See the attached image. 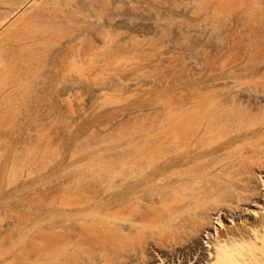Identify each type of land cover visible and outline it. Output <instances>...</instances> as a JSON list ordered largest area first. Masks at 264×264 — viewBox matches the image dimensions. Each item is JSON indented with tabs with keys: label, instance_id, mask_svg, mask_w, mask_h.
<instances>
[{
	"label": "rangeland",
	"instance_id": "1",
	"mask_svg": "<svg viewBox=\"0 0 264 264\" xmlns=\"http://www.w3.org/2000/svg\"><path fill=\"white\" fill-rule=\"evenodd\" d=\"M77 1L82 7H86V10L81 11L83 14L76 13L77 11L70 13L69 10L74 8L75 0H71V6L70 3L65 5L64 0L63 3L60 0L61 6L60 4L55 6L59 13L55 7L52 8V14L51 8L40 9L39 5L36 7L32 5L38 9L23 5L19 8L21 11L18 10L16 11L18 14L15 13L17 17L23 9H30L28 15L34 10L37 13L41 10L37 17L40 22L35 19L36 26L35 22L31 23L35 28L30 24L32 29L28 26L29 30L26 29L25 33L27 35L28 31H31L32 36L29 33L28 36L33 37L32 40L34 37L39 39V35L42 34L41 37L45 38L43 41L47 39L46 42H48L40 43L42 48H45L43 50L39 49L41 46L35 44L39 48L35 45L31 46L30 49H34L28 48L31 52L28 49H25L24 53L19 51L23 54L19 53L20 56L16 52L17 60L19 57L21 59L17 62L27 63L30 61L28 63L30 67L27 65V69L25 66L21 67V63L20 65L16 63L15 69L20 71L21 67L30 71L28 74L25 70L22 72L24 78L21 82L23 83L17 85L18 88L15 87L13 90L11 97L14 99L10 98L12 100L0 105L4 110L2 111L0 108V114H3L0 115V264H46L45 236L48 228L57 226L60 217H95L96 219L111 217V200L118 193L117 196L124 193L125 186L118 185L117 189L110 187L107 174L113 167L116 169L120 165L121 168L122 151L128 138L135 139L145 135L157 137L160 133L162 135L165 133L169 137L172 132L168 128L176 118V113L179 111L184 115V112L193 103L201 104V106H196L198 113L194 110L193 113L196 114L191 112L192 120L189 118V122H192L191 129L196 130L207 117V115L202 116L201 113L208 114V109L203 104L207 91L217 92L224 88L225 83L231 86L236 74L237 76L246 74L249 78L250 74L256 73L259 76L261 71L264 72V0H126V2L125 0H113L114 3L112 0H91V2L83 0L87 6L82 5L84 3L82 0ZM26 2L27 0H25ZM98 2L101 5H98ZM105 4L108 5L105 6ZM58 5L62 8L60 9ZM68 5L69 8H66ZM135 6L138 7L137 10ZM99 8H103V11ZM117 10H121L120 15ZM43 11H48L46 13L50 12V14L43 15ZM56 12L57 14H55ZM63 12H66V15L61 14ZM37 13L33 12L32 14ZM109 14L112 18H107ZM15 16L12 19L16 18ZM82 16L87 17L85 22ZM42 18H45L43 21L46 23L42 22ZM55 20L56 23L53 22ZM49 21L50 24H48ZM52 22L54 26L49 28V25H53ZM57 24H59V28H57ZM61 26L63 27L60 28ZM47 27L50 31L47 30L46 34L45 28ZM36 30L38 31L36 32ZM102 30H104L103 35L101 34ZM9 32L7 33L11 34ZM107 32L110 34H106ZM36 33L39 35L36 36ZM99 35L101 36L99 37ZM102 37L106 38L105 40L108 42L106 45L113 42L112 45L110 44L112 47H106V41ZM40 39L42 40V38ZM92 47L93 53L88 52L92 50ZM251 48L255 49V53L252 55H250ZM35 49H37L36 53ZM111 50L114 54H111ZM125 50H127L126 54ZM13 51L15 52V50ZM96 53L99 57L95 56ZM240 53L243 57L240 56ZM24 54H27V57ZM77 54H81L82 57ZM86 54L91 56L94 54L95 59L96 57L100 58H97L96 61L94 59L93 63L98 66L104 58L108 61L106 64L109 69L106 72H101L100 68L96 67V73L94 74V71L91 70L92 72H87L88 75L85 72L86 69H89ZM73 57L80 59H76L73 63L70 61ZM243 61L244 64H242ZM249 61L251 62L249 63ZM248 63L253 67H249ZM241 64L243 69H241ZM72 66L73 68H71ZM14 67L12 68L14 69ZM80 67L85 70H81ZM258 67L260 68L258 69ZM249 68L251 71L253 68L255 69L253 72H248ZM14 70L7 71L9 78L4 74L6 76L3 75L4 78L2 77L1 82L10 81L8 79L15 75L16 78H12L14 82L10 84L16 83L18 77ZM10 72L13 75L10 76ZM262 77H264L263 73ZM27 79L29 80L27 81ZM7 84L6 86H3V83L0 84V89L4 90L10 85L9 82ZM19 86H21L20 89ZM258 87L260 90H258L259 88L257 90L261 92L262 87L260 85ZM237 89L235 88V91ZM262 89L264 90V87ZM251 92L261 94L260 96L264 95V92L258 93L254 89ZM233 103L232 99H227L226 105L232 107L231 109L234 111L235 104ZM262 103L264 105V101ZM262 103L257 102L255 106H261ZM257 124L255 127L258 126ZM231 130V128L226 130L227 134H225V130H222L221 134L225 135L214 134L212 139L215 144L212 142L213 146H217L219 142H226L232 136L233 131ZM202 143L203 141L198 142V148L196 147L195 151L206 149L205 143ZM8 144L12 146L11 153L6 150ZM171 153L173 152H168L169 156ZM155 157L151 162V168L155 163L156 165L159 163L158 158ZM202 161L204 159L195 164L202 163ZM117 163L119 164L117 165ZM203 164L199 165L200 167L194 165V170H197V166L198 170L201 169L204 167ZM257 177L260 183L255 182V185H258L264 192V173H258ZM203 184L202 189H205L207 185ZM112 189L115 191L114 194L117 191L116 195L113 194ZM228 193L229 196H227ZM225 195L227 197L225 196L224 200L221 199L222 201L211 199L201 201L204 199L202 196L200 201L192 204L190 208L180 209L181 211L178 210V204L172 202L168 197L165 201L166 207H164V203L158 205L162 206L161 209L159 208L162 211L160 212L162 216H182L181 219L187 218L186 220H188L193 216V212L203 208L206 213L204 215L208 217V220L211 219L209 222H212L202 232H197L191 226H187L188 230L186 227L181 228L186 234H183V230L180 228V230L172 229L175 222H171L172 226L170 227V222L167 223L168 225L165 226L169 227L167 229L155 226V224L150 227L152 222H148L150 225L144 223L145 227L140 228L139 232L134 230L136 239L133 238V235L130 236L132 239L129 238L127 239L129 241H125L126 245L132 242L129 247L127 245V248L131 249L135 244L136 246L140 244L138 249L141 250L149 247L147 250L149 255L151 254L150 257L153 258V260L151 258L150 264H160L158 254L162 255V258L165 257L166 264H182L186 262L185 259L189 260V264H204L206 259L200 258V255L208 252L213 241L211 232L215 226H218V221L222 219L228 225L229 220L233 217L234 222L237 223L236 226L239 225L238 218L241 214H230L229 212V206H233L232 203L236 199L234 192L230 193L229 191ZM187 201L185 202L187 203ZM167 202L170 204H166ZM198 203L203 205H198ZM218 203L223 204V207ZM259 203L261 202H252L249 207L242 206V210L244 209L246 215L251 217L254 211L261 212ZM169 205H172L173 209ZM219 207L222 208L216 212V208ZM165 209L169 213L165 212ZM175 209L177 212H181L177 213L179 216L176 215ZM118 211L116 217H121L123 212L120 209ZM203 211L201 209L199 212L204 213ZM112 217L115 216L112 215ZM145 230H149V232L145 233ZM174 230L177 231L174 232ZM140 231L144 232L141 234ZM178 231L180 234L177 233ZM135 232L139 233L138 236ZM170 232L178 236L176 237ZM153 235L155 237H152ZM115 236H113L114 239L109 238L112 242L109 240L105 242V244H110L109 246L103 244L99 246V249L97 247L80 252L81 254L85 252L84 255L79 253L81 256L79 254L70 256L69 264L81 261L82 256H84L82 260L85 257L87 259L91 252L92 258L96 257L94 255L99 257L103 247L108 249L115 243V239L117 240ZM160 237L165 243L164 246ZM194 238L196 243H192ZM155 240L160 242L158 243L159 247L156 246ZM146 241L147 244H145ZM187 245L193 248L191 254L190 251L188 252ZM184 248L187 249V252ZM94 249L98 252H95ZM132 250L137 249L132 248ZM172 250L177 253L172 255ZM78 257H81L80 260ZM72 258L78 260L72 263Z\"/></svg>",
	"mask_w": 264,
	"mask_h": 264
},
{
	"label": "bare ground",
	"instance_id": "2",
	"mask_svg": "<svg viewBox=\"0 0 264 264\" xmlns=\"http://www.w3.org/2000/svg\"><path fill=\"white\" fill-rule=\"evenodd\" d=\"M96 1H98V0H96ZM103 1L101 2L102 4H103ZM106 1H108V0H106ZM61 2L63 3V0H61ZM61 2H60V0H27V2L25 3V0H0V82L2 81L1 79H2L3 75L4 74L7 75V73H6L7 71L14 70L15 67H17L16 63H18L17 62L18 60H21L19 56L22 54V52H19V51H23V53H24L25 49H28V48L30 49V47L31 46L34 47L35 44H37L40 47L41 46L40 43L43 41V38H44L43 36L41 37L42 34L39 35L36 33V36L39 35V39H38V37L37 38L34 37V40H32L33 37L31 38V36H32L31 31L30 32L28 31V33L31 36L30 35L28 36V33H27V35L25 33V30L28 29V26L31 23H34L36 21L35 19H37V21L40 20V19L38 20L37 17L40 15L39 13L41 10L40 11L37 10V11H39V13H37L36 10L33 11V12L37 13L38 15L32 14L33 12L29 13V15H28L27 13L30 12V9L29 10L23 9V11L17 17L15 16L16 14H18V13H16V11H18L19 8H21V6H23V5H24V7L27 5L28 8H29V6L32 7V5L35 7L39 5L40 9L51 8V11H52L51 13L53 14L52 8H54L57 4H60ZM70 2H71V0H64V3H66L65 5H67ZM75 2L77 3L76 5H75ZM75 2H73L74 8H71L69 10L70 13H71V11H73V12L77 11L76 13H78L84 9L86 10V7L85 8L82 7L80 5V2L78 3L77 0H75ZM83 2L84 1L82 0V3ZM85 2H91V0H85ZM112 2L114 3L113 0H112ZM112 2H110V3H112ZM117 2H119V1H117ZM125 2H126V0H125ZM84 3L82 5L87 6V4L85 3L86 4L85 5ZM101 3L99 4V2H98L97 4L101 5ZM61 4H60V6H61ZM97 4H96V6H97ZM108 4H105V6H107ZM120 4H122V3H120ZM134 4H135V2H134ZM71 5H72V3H70V6ZM93 6H94V4H93ZM129 6H131V5H129ZM35 7H32V8L34 9ZM64 7H66V6H64ZM90 7H91V5H90ZM61 8L62 7H60V9ZM66 8H69V5ZM66 8H64V9H66ZM88 8H89V6L87 7V9ZM135 8H136V6H135ZM137 8H136V10H137ZM35 9H38V8H35ZM55 9H56V7H55ZM72 9H74V10H72ZM99 9H101V8H99ZM116 9H118V8L116 7ZM56 10L58 11V9H56ZM19 11H21V9ZM44 11H43V13H44L43 15H45V13L50 11V10H48L46 12H44ZM120 11L117 10L118 14ZM73 12H72V14L75 15ZM87 12H88V10H87ZM117 12H113V13H117ZM58 13H59V11H58ZM67 13H68V11H67ZM41 14H42V12H41ZM46 14H50V12L46 13ZM55 14H57V12ZM61 14L66 15V12L65 13L63 12ZM80 14H83V13L81 12ZM80 14H77V15L81 16ZM151 15H153V14H151ZM14 16L16 18L12 19ZM109 16H110V14H109ZM109 16H107V18H112L111 16L110 17ZM42 17H45V16H42ZM51 17H53V16H51ZM55 17H56V15H55ZM71 17H73V16L71 15ZM158 17H160V16H158ZM75 18H76V15H75ZM115 18H116V16H115ZM62 19H64V18L62 17ZM82 19H84V22H85L87 17L86 18L83 17ZM82 19H80V20H82ZM43 20H45V18L44 19L42 18V22L46 23V21H43ZM58 20H59V18H58ZM88 20H89V17H88ZM113 20H115V19H113ZM53 22L56 23V20ZM58 22L60 23V21H58ZM50 23L51 22L49 21L48 24H50ZM112 23H113V21H112ZM34 24L36 26V22ZM61 24H62V22H61ZM31 26H33V24H31ZM35 26H33V27L35 28ZM50 26H52V28H53L54 23H53V25H49V28H50ZM55 26H56V24H55ZM58 26H59V24H57V28H59ZM62 27L63 26H61L60 28H62ZM103 27H104V25H103ZM29 28H30V26H29ZM40 28L42 29V27H39V29ZM30 29H32V28H30ZM45 29H46V34H47L48 33L47 30H49V29H48V27ZM38 30H36V32ZM53 30H55V29H53ZM51 31H52V29H51ZM103 31L104 30L101 31V34L103 33ZM7 32H9L11 34H8ZM55 32H56V30H55ZM43 33H44V31H43ZM49 34H50V32H49ZM106 34H110V33L107 32ZM33 35H34V33H33ZM45 36H47V35H45ZM100 36L101 35H99V37ZM40 38H42V40ZM102 38H104V37H102ZM105 39L106 38H104V40ZM111 39H113V38H111ZM46 40H44V41L46 42ZM107 43L108 42L106 41L105 45ZM109 43L111 45L113 44V42L112 43L109 42ZM110 44L106 45V47L111 46ZM45 45L47 46V44H45ZM38 46L35 45V47L39 48ZM115 46L119 47V45L117 46V44ZM93 47H92V50L87 49V50H89L88 52H90V51L92 52L94 50ZM41 48H42V46L39 49H41ZM29 49H28V51H29ZM43 49H45V48H42V50ZM117 49L119 50V48H117ZM13 50H15V52ZM30 50H34V49H30ZM36 50L37 49H35V51H34L35 53H36ZM107 50H108V48H107ZM113 51H115V49ZM125 51H126L125 52V54H126L127 50H125ZM16 52H18V54ZM29 52H31V51H29ZM38 52H40V51H38ZM78 52H80V51H78ZM83 52H85V51H83ZM112 52H111V54H114V52L113 53ZM19 53H20V55H19ZM92 53H90V54H92ZM116 53H118L117 50H116ZM253 53H255V49L251 48L250 49V55H252ZM15 54L19 55V56H17V57H19L18 60H17ZM26 55H25V57H27ZM73 55L75 56V54H73ZM80 55H78V56L80 57ZM93 55L92 56L89 54L87 55L88 56V66L87 67H89V69H86L87 71L84 69L85 72L90 73V72L94 71V74H95L96 73L95 72L96 67H98L97 69L100 68L99 70H101V72H106L109 69L108 68L109 66H107V64H106L108 61H106V60H104V58H102L103 60H101V64H99V66L97 64H95L96 65L95 66L93 64L94 59H95V56H98V55H97V53L95 56H93ZM84 56H85V54H84ZM102 56L104 57L103 54H102ZM240 56H241V53H240ZM253 56H255V55H253ZM81 57H82V55H81ZM98 57H96L95 61L97 60ZM105 57H106V54H105ZM114 57H116V56H114ZM123 57H125V56H123ZM241 57H243V55ZM78 58H76V59L78 60ZM76 59H74V57H73V59L70 60V58H69V60L73 61V63L75 62ZM98 59H100V58H98ZM240 59L242 60V58H240ZM25 60H27V59H25ZM25 62H27V61H25ZM250 62L251 61H249V63ZM20 63H21V67L25 66V68H26L28 63H30V61H28L27 63L19 61L18 65H20ZM249 63H248V65L250 67L251 65ZM242 64H244V61L242 62ZM242 64H241V69H243ZM78 65H80V64H78ZM28 66L30 67V65H28ZM12 67H14V69ZM21 67H20L21 72L18 69L14 70L17 74V77H18L17 82L15 81L16 83L10 84V83L14 82V81H12V78L13 77L16 78L15 75L11 76V75H13V73L10 72L11 73L10 76L12 77L10 79H8L9 74L7 75V77H8L7 79L10 80L7 82H9L10 85L7 86L6 88L4 87L5 89L4 90L2 89L3 92H1L2 90L0 89L1 90L0 91V105L2 103H7V102H9V100L14 99L11 97L13 90L15 89V87L18 88L17 85H20V84L22 85L23 82H21V81L24 78V75L22 72H24V70L26 72L27 70L25 68L22 69ZM251 67H253V66H251ZM71 68H73V66ZM82 68H81V70H83ZM255 68H257V67L255 66ZM255 68H253V69H255ZM259 68L260 67H258V69ZM27 69H28V67H27ZM29 69H31V68H29ZM249 69H248V72L251 71V69L250 70ZM253 69L251 72H253ZM17 71H18V73H17ZM29 71H27L26 74H28ZM89 73H87V74L89 75ZM262 73L264 74V72L261 71V73H260L261 76H260V74H259V76L256 75V73H254L252 75L250 74L249 76H251V77H249V78H247L248 75H246V74H245L246 76L243 75L245 77H243L242 75L237 76V74H236L238 79L235 76V79L233 80V83L231 86H229L227 83H225L224 88L220 89L217 92L207 91L205 94V101L203 104H205V107L208 109V114L201 113L202 116L207 115V117H205L206 120H204L203 123L201 124V126L198 127L196 130L191 129L192 127L190 125L192 122L191 123L189 122V118H191V116H192L190 113L191 112L193 113V111L194 110L196 111V109L198 110V108L196 106H201V104L197 105V104L193 103V105L191 104L192 106H189L188 110L185 109L186 111L184 112V115H182V112L179 113V111H178V113H176V118L173 120L172 123H170L171 124V125H169L170 127L168 126L169 127L168 129H171V132H172V134L170 136L168 135L169 137H167L165 135V133H164L165 136L160 133L162 136L159 134L157 137L156 136L153 137L151 135H145V136H140V137L135 138V139H133V138L129 139L128 138V140H126L127 142L125 144V148L122 151L123 153H122L121 162H120L121 168H120V165L117 166V168L118 167L120 168L119 170L117 168H116L117 170L114 169V167L111 169L109 168L110 171L108 170L109 172L107 174V178L110 181V187L117 189L116 187L118 185L125 186V189L123 188L124 193L122 192L123 195H121L122 193H120V196H117V195H119V193L117 194V191H116L117 195L114 194L115 191H113L114 189H112L113 194L116 196L115 197L113 196L114 198L111 196L113 198V200H111L112 202L110 204V207H111V213L115 217H112V215H111V217H99L98 219H96L95 217H74V216L73 217H60L58 219L57 226L56 225H55L56 227L54 226L56 228V230L54 229V227L48 228L46 236H45V244L44 245H45V249H46V251H45V253H46V264H69L68 258H70V256H72V255L77 256V254H79L80 252H83L85 250L89 251L88 249L91 250V249L97 248V247H98L97 249H99V246L105 244V242H107L109 240V238L114 239L113 236H115V234H116L115 238H117V240L115 239V243H113L111 245V247H109L108 249H107V247H105L106 249H104V247L102 246L103 250H102V252H100L101 254L99 257H97L98 255H94L96 257L92 258L93 256L92 257L90 256L92 252L91 253L88 252L89 255L87 256V259H85L86 258L85 257L84 260H82L84 257V256H82L81 261L75 263L74 261H77L78 259L76 258L74 260L72 258L73 259L72 263H75V264H150V262L153 260V258H152V256L150 257L151 254L149 255V251L147 250L149 247L147 249L142 248V250H141V249H138V246L140 244L138 246H136V244H135V245H132L133 246L132 248L133 249L136 248L137 250L133 251L132 248L131 249L127 248V245L129 247V244H132V242H130L127 245L125 244V241L127 239H129V238L132 239V237H130V236L134 235V233H133L134 230L136 232H139L140 228L145 227V226H143L144 223L152 222L153 223L152 225H150V223H148L150 225V227L155 224V226L157 225L158 227L164 228L167 223L170 222V224H171V222H175V225L172 226V224H171V225H169V227L172 226L173 227L172 229L176 228V229L180 230L181 228L186 227V229H187V228H189L187 226H191V227L195 228V230L197 232H202L205 229H207V227L209 226V223L212 222V221L209 222V220H211V219L208 220V217L206 215H204L206 213L203 211V208H199V211L202 209V211L204 213H200L198 210H196L195 212H193V216L189 217L188 220H186L187 218L181 219L182 216L181 217H175L174 215H170L173 217H168L169 216L168 215V216H166L167 217L166 218L160 214V212H162L160 210L162 206L161 207L158 206L159 204L164 203L163 205H164V207H166L165 201L169 197V198H171L172 202H175L178 204V206H179L178 210H180V209L184 210V208L185 209L190 208V206L192 204H195L198 201H200L202 196L204 197V199H201V201L202 200H210V199L211 200H221V199L224 200V197L226 196L225 194H227V192H229V191H230V193H231V191H233L234 196L236 198V199H234L235 202L232 203L234 205L229 206L230 207L229 212H230V214H234V213L241 214V216L238 218L239 225L236 226L237 223L234 222L235 220L233 217H231V219L229 220L228 225H226V223H224L223 220L220 219L218 221L219 222L218 226H215V229L211 232L213 235V239H212L213 241L211 243V246L209 247L208 252L206 254L201 253L200 258L202 257V258L206 259V262H204V264H264V194H263L264 192L262 190H260L258 185H255V182L260 183L259 179H257L258 178L257 174L258 173L259 174L264 173V105L262 103L264 101V95L260 96L261 94L259 95V94H255V92L254 93L251 92V91H253V89H254V91L256 90V92H258V93L264 92V90L262 89L264 87V77H262ZM6 75H4V76H6ZM239 75H240V73H239ZM85 76H84V78L87 77V76L86 77ZM28 80L29 79H27V81ZM5 81L1 82L0 84L2 85V83H3V86L8 85L7 82H5ZM25 82L26 81L24 80V83ZM259 85H260V87H262L261 92L258 91V90H260V88L258 87ZM20 87L21 86H19V89H20ZM235 88H238V89L235 91ZM10 98H12V99H10ZM228 98H230V100L232 99L234 102L233 104H235V106H233L235 108L234 111L231 109L232 107H228L226 105ZM246 98H248V99H246ZM229 102H232V101H229ZM257 102L262 103L263 106L262 105L261 106H259V105L255 106L257 104ZM253 105H254V107H252ZM0 108L2 109L1 106H0ZM207 109H203V110L206 111ZM2 111H4V110L2 109ZM193 114H196V113H193ZM0 115H3V114H0ZM182 116L184 119L182 118ZM196 117H197V115H196ZM256 119H259V120H256ZM191 120H192V118H191ZM256 121H258L259 124H257L258 122H256ZM195 123H196V121H195ZM256 124L258 126L255 127ZM229 128H231L232 129L231 131H233L232 136L226 142H224V143L219 142V144H217V146H213L214 141L212 138H214V134L217 135V133H218V135H219V133L221 134L222 130L226 131ZM169 132H170V130H169ZM227 133L228 132L226 131L225 134H227ZM225 134L223 133L221 135H225ZM201 141H203V143H205L204 145L206 146V149L205 148H204V150L201 149L202 151H199V149H197L198 151H195L196 150L195 148L198 146L197 145L198 142H201ZM6 148H7L6 150L8 151V153L12 152V146L11 145L8 144ZM170 150L173 153L175 152V155L172 156L173 153H171V156H169L168 152H171ZM193 152H195V153H193ZM155 156L158 158L159 163L157 165H156V163H155V165L153 163L154 167L151 168L150 165H152L151 162L154 160ZM202 159H204V161H202V163H204L203 164L204 167H201V169L198 170V168L200 166H202L201 165L202 163L201 162H200L201 164L200 163L195 164V163H197L199 160H202ZM114 161H116V160H114ZM118 164L119 163H117V165ZM115 165H116V162H115ZM194 165L195 166L200 165V166L199 167L197 166V170H194V167H195ZM110 166H111V164H110ZM203 183H205L207 185V186L205 185L206 186L205 189L203 188L204 190L202 189ZM253 183L255 186L253 185ZM123 186H121V187H123ZM121 190H122V188H121ZM118 192H121V191H118ZM227 196H229V193ZM230 197H233V196L230 195ZM186 200H188L187 203L185 202ZM252 202H257V203L261 202V203H259L261 205V208H260L261 212L254 211L253 216L250 217V215L249 216L246 215L244 209L242 210V206L249 207ZM168 203L169 202H167L166 204H168ZM175 203H173V204L176 205ZM201 203H203V202H201ZM201 203H198V205H200ZM205 203H208V202H205ZM214 203H215V201H214ZM172 205H169V206L171 207ZM201 205H203V204H201ZM222 205H220V206H222ZM222 207L216 208V212H219V210ZM171 208L173 209V207H171ZM191 208H193V207H191ZM119 209L122 210V212H123L121 214L122 216L116 217L117 216L116 213L119 212L118 211ZM183 210H182V212H183ZM187 210H189V209H187ZM191 210H193V209H191ZM175 211H176V209H175ZM180 211H178V212L181 213ZM208 211H206V212H208ZM165 212H167V210ZM165 212H164V215H165ZM178 212L176 211V215ZM185 212H187V211H185ZM185 212H184V214H185ZM120 213H121V211H120ZM167 213H169V212H167ZM191 213H192V211H191ZM171 214H173V213H171ZM177 216H179V215H177ZM232 222H233V224H232ZM169 227H167V228H169ZM155 228H157V227H155ZM181 230H183V229H181ZM147 231L149 232V230H147ZM147 231L145 233H147ZM151 231L153 232L152 228H151ZM176 231L177 230H174V232H176ZM136 232H135V234H137V236H138L139 233H136ZM143 232L144 231H142L141 234ZM166 232H168V231H166ZM190 232L193 233V231H190ZM170 233H172V232H170ZM177 233L180 234L179 231ZM184 233L185 232L183 230V234ZM172 234L174 235V233H172ZM142 236L144 237L145 235H142ZM174 236H176V235H174ZM152 237H155V236L153 235ZM133 238H135V235ZM140 238H141V236H140ZM155 239H157V238H155ZM137 240H139V239H137ZM158 240L160 241V239H158ZM127 241H129V240H127ZM143 241H145V240L143 239ZM156 241L157 240H155L154 242H155L156 246L159 247L160 244H158V243H160V242H156ZM109 242H112V241L109 240ZM161 242H163L162 238H161ZM148 243L150 244V242H148ZM192 243H196L195 238L193 239ZM107 244H105V245H107ZM145 244H147V241ZM164 244L165 243L163 242V246H164ZM109 245L110 244H108V246ZM134 246H136V247H134ZM163 246H161V247L164 248ZM187 248H188V252L190 251V254H191V250H193L192 246L187 245ZM139 250H141V251H139ZM173 250H172V255H175L177 253V251L174 252ZM184 250H185V248H184ZM94 251H95V249H94ZM185 251L187 252V249ZM95 252H98V250ZM84 253L83 254L80 253V254L84 255ZM93 254H94V252H93ZM95 254H97V253H95ZM157 256H158V259L160 258V264H166L165 257L162 258V255H160V254H158ZM180 257H181V255H180ZM80 258H79V260H80ZM151 258H152V260H151ZM185 260H186V262L182 263V264H189V260H187V259H185ZM177 262H178V260H177Z\"/></svg>",
	"mask_w": 264,
	"mask_h": 264
}]
</instances>
